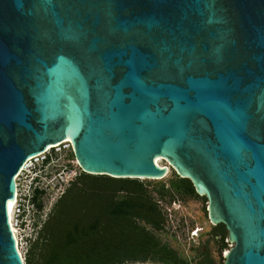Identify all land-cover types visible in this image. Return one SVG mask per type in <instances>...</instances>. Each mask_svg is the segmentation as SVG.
I'll return each mask as SVG.
<instances>
[{
  "label": "water",
  "instance_id": "1",
  "mask_svg": "<svg viewBox=\"0 0 264 264\" xmlns=\"http://www.w3.org/2000/svg\"><path fill=\"white\" fill-rule=\"evenodd\" d=\"M67 137L87 173L190 178L225 264H264V0H0V264L17 174Z\"/></svg>",
  "mask_w": 264,
  "mask_h": 264
},
{
  "label": "trees",
  "instance_id": "2",
  "mask_svg": "<svg viewBox=\"0 0 264 264\" xmlns=\"http://www.w3.org/2000/svg\"><path fill=\"white\" fill-rule=\"evenodd\" d=\"M194 199L208 202L175 170L155 180L83 172L55 203L26 264H216L213 246L225 264L224 223L202 233L191 253L165 238L174 203Z\"/></svg>",
  "mask_w": 264,
  "mask_h": 264
},
{
  "label": "built area",
  "instance_id": "3",
  "mask_svg": "<svg viewBox=\"0 0 264 264\" xmlns=\"http://www.w3.org/2000/svg\"><path fill=\"white\" fill-rule=\"evenodd\" d=\"M83 172L71 140L47 147L26 160L16 176V194L9 213L10 227L23 255L24 249L28 251L39 240L55 203ZM192 232L193 237L197 235ZM226 241L225 258L234 246L230 238Z\"/></svg>",
  "mask_w": 264,
  "mask_h": 264
},
{
  "label": "rangeland",
  "instance_id": "4",
  "mask_svg": "<svg viewBox=\"0 0 264 264\" xmlns=\"http://www.w3.org/2000/svg\"><path fill=\"white\" fill-rule=\"evenodd\" d=\"M161 164L169 166V163L164 159H162ZM172 173L173 169H171L170 173L165 178L169 177ZM204 206H206V209ZM208 207V202L205 205L203 200L194 199L186 202H177L172 206L171 224L169 227V233L167 234L168 236H165V238L170 240V242L179 250L191 253V248L199 243L200 235L210 231L214 225L209 219ZM192 230L197 232V235L194 233V237L192 236ZM207 238L208 235H205L203 239ZM23 252L24 257L26 258V249H24ZM212 252L216 258V264H222L214 246Z\"/></svg>",
  "mask_w": 264,
  "mask_h": 264
},
{
  "label": "bare ground",
  "instance_id": "5",
  "mask_svg": "<svg viewBox=\"0 0 264 264\" xmlns=\"http://www.w3.org/2000/svg\"><path fill=\"white\" fill-rule=\"evenodd\" d=\"M66 140H67V141H68V140H71V141H72V139H71L70 137H67ZM161 161H162V158H161V157H158V158L156 159V162H157V164H158L160 167L168 166V165H163V164H161ZM12 205H13V202H12V201H9V202H8V212H9V213H10L11 210H12Z\"/></svg>",
  "mask_w": 264,
  "mask_h": 264
}]
</instances>
